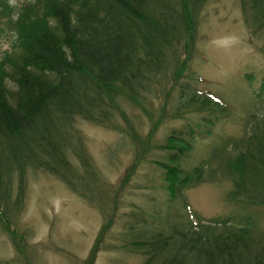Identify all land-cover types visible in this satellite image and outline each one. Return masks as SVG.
Wrapping results in <instances>:
<instances>
[{
  "label": "trees",
  "instance_id": "1",
  "mask_svg": "<svg viewBox=\"0 0 264 264\" xmlns=\"http://www.w3.org/2000/svg\"><path fill=\"white\" fill-rule=\"evenodd\" d=\"M206 1L33 0L16 10L9 0H0V52L2 39L11 44L0 53L1 229L9 232L20 213L26 173L42 171L100 212L95 253L117 220L133 170L116 186L110 184L86 148L77 121L123 130L119 115L138 106L168 120L194 121L162 140L149 134L136 151L137 163L147 160L160 170L166 207L148 218L135 206L123 214L128 220L119 248L140 256L141 264H264V247L249 251L245 230L213 232L210 224L199 225L191 215L183 218L172 209L181 200L189 214L182 194L203 180V169L187 170L184 159L202 131L209 134L215 121L231 111L208 88H197L196 81L205 80L184 68L182 57L192 49L196 17ZM240 8L250 35L260 34L264 0H240ZM3 80L17 90L10 92ZM156 101L164 105L160 112L154 110ZM244 121L248 136L243 149L220 164L234 179L232 201L264 207L262 88L254 92ZM219 153L212 152L210 159Z\"/></svg>",
  "mask_w": 264,
  "mask_h": 264
},
{
  "label": "rangeland",
  "instance_id": "2",
  "mask_svg": "<svg viewBox=\"0 0 264 264\" xmlns=\"http://www.w3.org/2000/svg\"><path fill=\"white\" fill-rule=\"evenodd\" d=\"M30 1L33 0L9 3L18 10ZM250 34L240 0H207L198 12L192 49L182 57L184 68L205 80L196 81L197 88H208L227 102L231 111L215 121L209 134L202 131L184 159L187 170L199 166L203 169V180L184 189L182 194L189 214L181 200L172 209L183 218L191 215L190 219L199 225L210 224L213 232L245 230L249 251L254 253L264 247V207L232 201L234 179L220 164L221 159H232L243 149L248 136L244 120L253 108L254 92L262 88L264 96V30L255 36ZM6 40L2 39L1 54L11 48ZM3 81L10 92L17 90L9 80ZM163 108V103L154 102V110L160 112ZM125 111L126 115L118 118L124 132L77 121L86 148L110 184L116 186L133 170L117 210V220L103 235L95 253L92 249L103 224L97 208L52 175L29 170L20 213H15L9 232L0 227V264H141L140 256L119 248L125 233L122 227L128 220L123 214H130L135 206L148 218L150 213L165 210L167 197L160 188V170L147 160L137 163L135 153L149 134L162 140L173 129L194 119L168 120L138 106H128ZM217 150L218 157L210 159ZM91 254L94 256L89 258Z\"/></svg>",
  "mask_w": 264,
  "mask_h": 264
}]
</instances>
